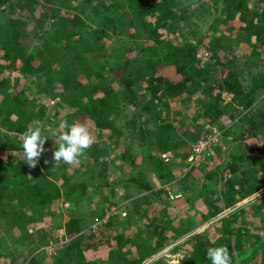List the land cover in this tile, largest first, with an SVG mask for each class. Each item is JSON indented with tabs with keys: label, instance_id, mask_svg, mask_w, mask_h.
I'll return each mask as SVG.
<instances>
[{
	"label": "rangeland",
	"instance_id": "rangeland-1",
	"mask_svg": "<svg viewBox=\"0 0 264 264\" xmlns=\"http://www.w3.org/2000/svg\"><path fill=\"white\" fill-rule=\"evenodd\" d=\"M200 1H207L209 5L192 10L196 3L199 7ZM222 2L223 0H182L179 14L184 17L180 20H165L166 23L156 27L160 35H165L174 41L180 39L177 33L181 29L182 36L199 46L197 62L200 64L209 60L211 53L224 55L230 49L226 46L227 44L237 56L243 59L246 71L241 77V93L233 98L237 109L232 113L229 111L222 113L217 123L210 124L201 116L200 113L203 110L197 96L191 97L186 103L166 101L151 107L148 97L156 93V81L143 79L138 86V97L142 102L139 109L129 105L121 96V102L110 113L116 125L114 131L102 130L94 125L89 127L95 137V143L81 158V163L78 165H68L64 162L55 164L53 152L57 146L54 138L58 134L60 122L66 121L69 112L73 111L71 104L65 100L67 93L61 89V83L55 81L47 92H37L46 84L44 74L26 75L14 70L0 77V81L7 76L11 80L20 77L24 79L25 93L28 95L30 91L37 105L45 110L44 117L39 122L45 126V135L49 139L37 167L28 166L30 173L45 172L44 165L47 163V166L51 165L50 170L46 171V177L49 179L58 178L65 181H69L70 178L86 179L81 186L83 195L79 203L60 199L49 204L36 220L30 221L28 227L24 225L25 229L21 233L18 232L17 236L22 233L29 234L27 241H21L20 238L23 235L13 244L8 241L9 248L18 256L15 264H27L31 249H36L32 251V255L38 257L40 264H75L78 254H62L67 241L73 237L80 240L77 250L87 249L86 254L90 260L97 261L103 258L104 264H126L119 259L121 254L118 252L115 253V257H108L112 250L118 249L117 244L120 239L132 241L131 245H127L131 253L126 254L130 260L139 259V254L142 252L148 253L150 244L152 247L158 244L159 249L152 251L140 264H180L182 258L188 253L185 242L190 236L202 231L211 232L212 225L233 210L232 207H222L217 214L208 219L203 218V215L209 211L212 200L216 204L222 203L223 195L219 193L224 192L219 191L228 190L231 184L230 179L234 175L242 174L243 165L240 162L235 166L227 163L230 161L231 154H253L259 169L264 170V135L259 132L252 135L247 122H243L240 127L241 114L238 113L249 91L247 86L250 79L249 72H264V55L262 52L252 53L247 41L237 34L238 27L234 24L229 25L222 18L224 17L220 11ZM12 3L15 4L16 1L0 0L3 9L10 10L7 14H14V17L25 20L24 28L31 39L29 55L37 52L40 46H49L61 51L66 49L68 44L77 42L73 44L72 52L77 48L83 53L85 60L97 73H94L92 77L96 79L100 78L98 73L100 66L108 61L109 63L119 61L125 47L133 50L129 57L133 56L135 59L134 66L142 61L140 57L143 55V43L149 39V32L144 30L141 32L140 29L132 30L124 25L122 26L124 30H121L115 38L111 36L107 51L102 53L97 50V41L89 35L101 27L103 12L109 9L114 11L112 7H116L119 12L127 13L130 8L126 0H109V2L106 0H24L15 7ZM253 4L252 0L250 5ZM172 26L174 30H171ZM77 33L81 34L82 41L76 39ZM38 63L39 60L36 59L35 64ZM258 106L264 108V91L259 97ZM198 114L200 116L196 118ZM168 119L177 127L179 123L185 122L189 128L193 127L201 131L202 135L194 143L187 138L186 131L183 132L184 130L180 128L178 132L175 131L172 139L181 138V141L177 147L172 144L166 150L158 140H153V137L158 135V129H154L149 134L148 144H141L140 141L142 147L137 144L139 142L136 137L140 135L142 120L154 125L160 120ZM28 127L20 122L10 126L0 125V130L4 132L8 143H21L19 149L8 147L0 152V171L2 167L9 166L11 157L23 156L21 134ZM184 139H188L186 141L189 144L179 146ZM130 143L133 145L134 153L128 158L125 155ZM97 145L99 147H96ZM104 145H109L108 150L103 149ZM139 154L146 157L150 154L157 155L165 162L174 163V166L172 165L167 171H155L149 166L147 158L145 161ZM184 155H187L185 159ZM138 171H143L152 188L144 190L126 181ZM213 171H218L212 180L217 182L218 189L207 191L212 199L206 203L199 199L196 201L195 210L191 206L184 210V200L202 189V183L206 181L204 175ZM15 182H17L16 178H9L6 179L5 184L13 188L17 184ZM233 192L238 195L241 193V188L236 187ZM258 193L263 194L264 188L254 195ZM254 195L240 201L239 204L247 203ZM26 205L32 204L28 199L26 203L21 202L19 196L18 199L14 197L6 202L8 211L0 212V235H5V228L11 221L23 220V209L31 211L30 206ZM168 211L173 216H168ZM74 216L80 217L82 230L68 236L67 221ZM139 243L143 245L142 248ZM108 247H111L110 251ZM25 256L27 261L24 260ZM59 257L62 258L61 261L56 260ZM260 259L256 257L253 262ZM0 264L3 263L0 261Z\"/></svg>",
	"mask_w": 264,
	"mask_h": 264
},
{
	"label": "trees",
	"instance_id": "trees-1",
	"mask_svg": "<svg viewBox=\"0 0 264 264\" xmlns=\"http://www.w3.org/2000/svg\"><path fill=\"white\" fill-rule=\"evenodd\" d=\"M14 1L16 3L12 4L15 7L24 0ZM106 1L109 2V0ZM181 1L126 0L130 8L127 13L119 12L116 7H112L114 11L109 9L103 12L101 27L89 34L97 41V50L100 53L107 51L111 36L115 38L121 30H124L122 27L124 25L132 30L140 29L141 32L144 30L150 34L149 39L143 43V55L140 57L142 61L139 65L134 66L135 59L133 56L129 57L132 49L125 47L119 61L113 63L108 61L100 66L99 79L92 78L95 70L85 60L83 53L77 48L72 52L73 44L77 42L68 44L67 48L61 51L49 46H40L37 52L29 55L31 39L24 28L25 20L14 17V14H7L10 10L3 9L0 5V77L14 70L26 75L29 73L44 74L46 84L37 92H47L55 81L61 83V89L67 93L65 100L73 107V111L69 112L66 120L69 126L73 123H86L88 127L94 125L102 130L114 131L116 125L110 117L112 109L121 102V96L129 105L139 109L142 102L139 101L138 86L143 79L156 81V93L148 97L151 107L166 101L186 103L191 97L197 96L202 105L201 116L210 124L217 123L222 113L228 111L232 113L237 109L233 98L241 93V77L246 71V65L228 44L226 46L230 49L224 55L211 53L210 59L200 64L197 62L199 46L189 38L182 36L181 29L177 33V36H180L178 41L160 35L157 32V26L163 25L170 19L180 20L184 17L179 14ZM251 1L223 0L220 11L226 23L238 27L237 34L247 41L251 52L254 54L262 52L264 55V0H253V5H250ZM200 2L199 7L196 3L192 10L202 9L204 5H209L207 1ZM94 7L98 9L97 6ZM219 20L222 19L219 17ZM171 30H174L173 26ZM76 39L82 41L80 33L76 34ZM36 59L39 60L38 64H35ZM249 75L250 79L247 84L249 91L245 96L242 109L238 111L239 115L241 114L239 125L241 127L243 122H247L252 135L258 132L264 135V108L258 106L259 97L264 91V72L250 71ZM25 90V80L21 77L11 80L7 76L0 81L1 126H10L16 122L23 123L25 126H35V123L44 117V108L41 109L35 97H32L33 94L29 91L30 94L27 95ZM200 114L196 118H199ZM150 124L146 120L140 122V135H136L137 141L141 144H148L150 132L158 129V135L153 137V140H158L166 150L172 144L177 147L181 141V138L172 139L175 131L180 128L184 130L183 132L186 131L187 138L194 143L202 135L201 131L193 127L189 128L185 122L179 123V127L169 119L160 120L154 125ZM3 133L0 130V152L8 147L15 150L21 147V143H8ZM188 139H184L179 146L189 144L186 141ZM140 142L137 144L139 145ZM108 147L109 145H104L103 149L108 150ZM132 148L133 145L130 143L127 155H125L128 158L133 156ZM139 156L145 161L147 158L149 166L155 171H167L172 165L174 166V163L165 162L157 155L150 154L146 157V155L139 154ZM186 157L187 155H184V159ZM254 157L253 154H231L230 161L227 163L235 166L240 162L243 165L242 174L234 175L230 179L231 184L228 190H218L225 193H219L223 195L222 203L216 204L212 200L209 211L203 215V218L208 219L217 214L222 207H232L233 210L227 216L220 218L218 223H214L211 232L202 231L190 236L185 242L188 253L182 258L180 264H211L207 258V249L225 245L229 248L233 264H264V193L254 195L264 188V170L259 169ZM8 165V167H2L0 171V212L8 211L6 202L14 197L18 199L19 196L23 203H26L28 199L32 204L26 205L30 206V212L23 209L22 221H11L5 228V235H0V261L3 264H15L18 256L9 248L8 241L13 244L22 235L21 241H27L29 234L22 233L17 236L18 232L21 233L25 226L28 227L30 221L36 220L49 204L60 199L79 203L83 195L81 186L86 179L70 178L69 181L60 180L57 177L56 180L49 179L46 175L51 165L47 166V163L44 165L45 172L30 173L23 156L11 157ZM217 173L218 171H213L204 175L206 181L202 183L203 188L184 200V210L190 206L195 210L196 201L199 199L204 203L212 199L207 191L218 189L217 182H212ZM9 178L17 179L15 182L17 184L13 188L5 184L6 179ZM126 181L144 190L152 188L143 171H138ZM236 187L241 188V193L238 195L233 192ZM252 195L254 196L247 203L239 204L240 201ZM167 214L173 216L169 211ZM81 230L80 217L74 216L67 221L68 236L77 234ZM127 241L120 239L117 244L118 249L112 250L115 252L111 251L108 257H115V253L118 252L121 254L119 259L126 264H140L152 251L159 249L158 244L153 247L150 244L148 253L142 252L143 255L139 254V259L130 260L126 254L131 253L127 245H131L132 241ZM79 242L80 240L74 237L67 241L62 254H78L79 257L75 259V264H104L103 258L97 261L90 260L86 254L87 249L77 250ZM139 246L142 248L143 245L139 243ZM110 248L108 247L109 251ZM35 250H29L30 257L27 264H40L38 257L32 255V251ZM256 257L261 259L253 262ZM61 259L59 257L56 260L61 261ZM24 260L27 261V256Z\"/></svg>",
	"mask_w": 264,
	"mask_h": 264
},
{
	"label": "clouds",
	"instance_id": "clouds-1",
	"mask_svg": "<svg viewBox=\"0 0 264 264\" xmlns=\"http://www.w3.org/2000/svg\"><path fill=\"white\" fill-rule=\"evenodd\" d=\"M45 132L43 123L36 122L35 126H29L21 134L23 159L31 168L37 167L39 158L45 152V144L49 139ZM54 141L57 146L53 152L55 164L64 162L68 165H78L86 151L95 143V137L86 123H73L69 126L67 121H61ZM207 258L211 264H233L226 245L207 249Z\"/></svg>",
	"mask_w": 264,
	"mask_h": 264
}]
</instances>
